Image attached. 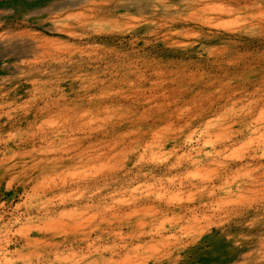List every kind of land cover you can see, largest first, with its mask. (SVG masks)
I'll return each instance as SVG.
<instances>
[{
  "label": "rangeland",
  "instance_id": "obj_1",
  "mask_svg": "<svg viewBox=\"0 0 264 264\" xmlns=\"http://www.w3.org/2000/svg\"><path fill=\"white\" fill-rule=\"evenodd\" d=\"M239 3L0 1V264H264V0Z\"/></svg>",
  "mask_w": 264,
  "mask_h": 264
},
{
  "label": "bare ground",
  "instance_id": "obj_2",
  "mask_svg": "<svg viewBox=\"0 0 264 264\" xmlns=\"http://www.w3.org/2000/svg\"><path fill=\"white\" fill-rule=\"evenodd\" d=\"M0 1H2V0H0ZM35 1V0H34ZM239 1L240 0H236V2H237V4L239 3ZM239 5H240V3H239ZM12 26H14L15 24H13V22H9ZM5 24V22H3V23H0V27H2L3 25ZM10 24H8V25H10ZM33 25L34 26H37V27H41L42 28V30H47V31H50V32H53V28H51L50 26H48V24H44V22L42 21V22H33ZM5 26V25H4ZM9 27V26H8ZM55 30V29H54ZM69 32V31H68ZM51 135V134H50ZM51 142V141H50ZM68 151V150H67ZM57 153V152H56ZM65 153H66V151H65ZM140 203V202H139ZM136 204V203H135ZM134 206V205H133ZM143 207H145V206H143ZM140 210V209H139ZM39 227V226H38ZM41 232V229L40 228H34V230L32 231H30L29 230V233H28V236L31 238V237H33V236H35V235H37V234H39ZM24 235H26V234H24ZM1 240V239H0ZM6 245V244H5Z\"/></svg>",
  "mask_w": 264,
  "mask_h": 264
}]
</instances>
